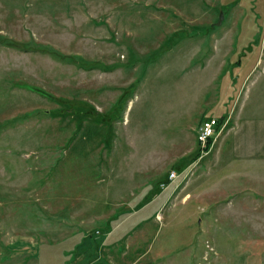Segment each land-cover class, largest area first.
I'll list each match as a JSON object with an SVG mask.
<instances>
[{
	"label": "rangeland",
	"instance_id": "rangeland-1",
	"mask_svg": "<svg viewBox=\"0 0 264 264\" xmlns=\"http://www.w3.org/2000/svg\"><path fill=\"white\" fill-rule=\"evenodd\" d=\"M0 264H264V0H0Z\"/></svg>",
	"mask_w": 264,
	"mask_h": 264
},
{
	"label": "built area",
	"instance_id": "built-area-1",
	"mask_svg": "<svg viewBox=\"0 0 264 264\" xmlns=\"http://www.w3.org/2000/svg\"><path fill=\"white\" fill-rule=\"evenodd\" d=\"M219 119L218 118H209L206 119L200 130H199V134H198V141L200 143V145L204 148L205 146H207V144L209 143V140L215 137V135H217L218 133V129H217V125H218ZM173 179L177 178V174L174 171L172 173V177Z\"/></svg>",
	"mask_w": 264,
	"mask_h": 264
},
{
	"label": "trees",
	"instance_id": "trees-1",
	"mask_svg": "<svg viewBox=\"0 0 264 264\" xmlns=\"http://www.w3.org/2000/svg\"><path fill=\"white\" fill-rule=\"evenodd\" d=\"M224 121V119H219L218 125H217V129L220 128V126L222 125V122ZM212 138L209 140V142H211Z\"/></svg>",
	"mask_w": 264,
	"mask_h": 264
},
{
	"label": "water",
	"instance_id": "water-1",
	"mask_svg": "<svg viewBox=\"0 0 264 264\" xmlns=\"http://www.w3.org/2000/svg\"><path fill=\"white\" fill-rule=\"evenodd\" d=\"M224 18V12H221L220 20L218 21L217 25H220L222 23V19Z\"/></svg>",
	"mask_w": 264,
	"mask_h": 264
}]
</instances>
